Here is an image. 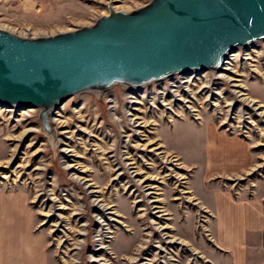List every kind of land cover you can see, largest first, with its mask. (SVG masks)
I'll list each match as a JSON object with an SVG mask.
<instances>
[{
  "label": "rangeland",
  "instance_id": "rangeland-1",
  "mask_svg": "<svg viewBox=\"0 0 264 264\" xmlns=\"http://www.w3.org/2000/svg\"><path fill=\"white\" fill-rule=\"evenodd\" d=\"M109 1L129 11L150 0H0V27L73 30ZM223 67L220 78L74 96L54 115L57 148L38 109L0 106L5 264L225 263L212 243L214 193L264 200V42ZM236 158L247 165L232 173Z\"/></svg>",
  "mask_w": 264,
  "mask_h": 264
},
{
  "label": "water",
  "instance_id": "water-1",
  "mask_svg": "<svg viewBox=\"0 0 264 264\" xmlns=\"http://www.w3.org/2000/svg\"><path fill=\"white\" fill-rule=\"evenodd\" d=\"M92 24L24 36L0 27V106L38 109L53 148L54 115L72 97L116 86L141 91L177 75L221 72L230 56L264 42V0H150Z\"/></svg>",
  "mask_w": 264,
  "mask_h": 264
},
{
  "label": "crops",
  "instance_id": "crops-1",
  "mask_svg": "<svg viewBox=\"0 0 264 264\" xmlns=\"http://www.w3.org/2000/svg\"><path fill=\"white\" fill-rule=\"evenodd\" d=\"M234 164L236 168L232 173H239L247 165L245 158H236ZM213 196L214 204L210 206L212 243L224 260L223 264H264V200L236 199L226 191H217ZM6 234V228L0 222V239H5ZM33 241L36 246L39 244L38 238ZM35 259V264H43L40 255ZM0 264H5L1 252Z\"/></svg>",
  "mask_w": 264,
  "mask_h": 264
},
{
  "label": "bare ground",
  "instance_id": "bare-ground-1",
  "mask_svg": "<svg viewBox=\"0 0 264 264\" xmlns=\"http://www.w3.org/2000/svg\"><path fill=\"white\" fill-rule=\"evenodd\" d=\"M224 68V67H223ZM218 75V74H217ZM217 77H219V76H217ZM220 78V77H219ZM175 83H177L176 81H175ZM253 102H255V101H253ZM256 103V102H255ZM261 107V106H260Z\"/></svg>",
  "mask_w": 264,
  "mask_h": 264
}]
</instances>
